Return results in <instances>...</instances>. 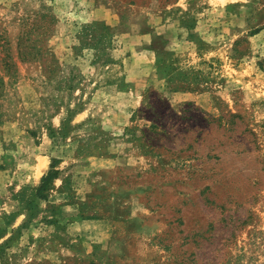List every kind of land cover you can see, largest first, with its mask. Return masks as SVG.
I'll list each match as a JSON object with an SVG mask.
<instances>
[{
  "label": "rangeland",
  "instance_id": "1",
  "mask_svg": "<svg viewBox=\"0 0 264 264\" xmlns=\"http://www.w3.org/2000/svg\"><path fill=\"white\" fill-rule=\"evenodd\" d=\"M110 263L264 264V0H0V264Z\"/></svg>",
  "mask_w": 264,
  "mask_h": 264
},
{
  "label": "crops",
  "instance_id": "2",
  "mask_svg": "<svg viewBox=\"0 0 264 264\" xmlns=\"http://www.w3.org/2000/svg\"><path fill=\"white\" fill-rule=\"evenodd\" d=\"M42 159L43 156L38 157ZM35 169V168H34ZM35 171V170H34ZM43 176V172L39 176H23L25 183H32L37 185L40 182V178ZM67 176H60L55 182V196L58 197L56 201H59L60 208L67 212L66 214L70 216L68 219L69 229L74 233L75 239L71 243H78L85 247L84 254L80 253L79 249L76 250L71 245L65 246L67 251V256L71 258H76L78 260L96 261L104 260L105 262L109 261L108 257L111 255V240L113 235V218L109 214L104 215L100 218H85L79 217L80 214V202L86 199L89 196L88 189L90 188V179L89 176H76V181L78 182L77 187H75V182L72 185L74 187V192L78 198V204L68 203L65 200L66 195V182ZM67 196V195H66ZM80 199V200H79ZM54 201V202H56ZM62 201V202H61ZM71 255V256H69ZM102 255V256H101ZM118 264V263H110Z\"/></svg>",
  "mask_w": 264,
  "mask_h": 264
},
{
  "label": "trees",
  "instance_id": "3",
  "mask_svg": "<svg viewBox=\"0 0 264 264\" xmlns=\"http://www.w3.org/2000/svg\"><path fill=\"white\" fill-rule=\"evenodd\" d=\"M103 28L104 29H106V26H103ZM102 38V36L100 37V39ZM97 44V43H96ZM96 44H94L93 46H95ZM91 46V45H90ZM92 46V47H93ZM48 176V175H47ZM57 177V173H55V175H54V177L53 178H56ZM46 177H43V179H42V185H44V183L46 182ZM42 187V186H41ZM41 187H40V189H41Z\"/></svg>",
  "mask_w": 264,
  "mask_h": 264
}]
</instances>
